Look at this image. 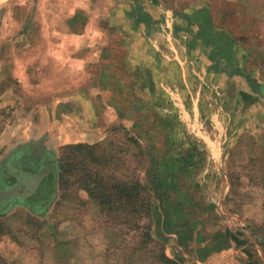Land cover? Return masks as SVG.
Wrapping results in <instances>:
<instances>
[{
	"label": "rangeland",
	"instance_id": "obj_1",
	"mask_svg": "<svg viewBox=\"0 0 264 264\" xmlns=\"http://www.w3.org/2000/svg\"><path fill=\"white\" fill-rule=\"evenodd\" d=\"M160 1L183 22L201 21L199 7L208 8L213 24L233 40L235 67L251 78L255 92H238L242 77L215 76L208 91L202 92L196 79L195 92L166 95L159 84H165L164 76L149 70L153 88L146 93L139 85L133 93L151 104L147 112H131L122 90L116 110L137 122L116 118L98 143L128 180L145 159L137 155L138 146L144 148L148 164L141 179L149 186L152 207L140 222L157 243L130 227L131 214L103 213L99 200L75 180L80 171L61 184L59 145L57 153L52 147L55 179L45 199L33 191L0 203V264H165L162 251L181 264H264V0ZM34 2L0 0V59L7 44L32 24ZM182 26L184 43L198 40L197 25ZM140 70L132 80L143 78ZM187 95L202 106L191 111L183 102ZM111 96L116 100L107 94L109 103ZM5 159L0 150V192L29 191L34 175L3 171ZM84 159L83 166L90 165V157Z\"/></svg>",
	"mask_w": 264,
	"mask_h": 264
},
{
	"label": "crops",
	"instance_id": "obj_2",
	"mask_svg": "<svg viewBox=\"0 0 264 264\" xmlns=\"http://www.w3.org/2000/svg\"><path fill=\"white\" fill-rule=\"evenodd\" d=\"M199 8L201 21L183 22L160 0H35L32 24L0 59V150L8 166L3 171L34 175L29 191L10 196L51 191L59 145L99 142L116 118L137 122L115 105H122L119 95L126 91L131 112H147L151 104L133 95L139 85L146 93L153 88L149 70L164 76L159 84L166 95L195 92L196 79L208 91L215 76L242 77L238 92L254 93L251 78L235 67L233 40L207 19L208 8ZM183 24L201 29L197 41H182ZM138 70L143 78L132 80ZM107 94L116 100L107 102ZM188 97L183 102L191 111L202 106Z\"/></svg>",
	"mask_w": 264,
	"mask_h": 264
},
{
	"label": "trees",
	"instance_id": "obj_3",
	"mask_svg": "<svg viewBox=\"0 0 264 264\" xmlns=\"http://www.w3.org/2000/svg\"><path fill=\"white\" fill-rule=\"evenodd\" d=\"M209 18V14H207V19L209 20ZM258 85L257 88L262 84ZM125 138L135 143L136 146L140 145L137 138L132 135ZM143 150L144 148L138 146L137 155L145 159L142 165L139 166V170L137 168V171H131L132 179L128 180L120 167L113 169V166L110 165L112 159L110 157L106 158V150L98 142L78 141L63 144L58 156L59 182L69 184V180L66 178L67 175L76 170L80 171L79 175L81 176L78 175L79 177L75 180L85 188L89 195L99 200L103 213L110 215L112 212L121 211L131 214L130 227L145 240H148L146 242L154 241L157 243V240L151 235L149 226H145L140 222L143 217L151 212L152 207L149 186L141 179L142 173L148 164V158H146ZM87 156L90 157V165L83 166L84 158ZM39 197L45 199L46 195L43 197V193L42 195L39 193ZM229 237L235 241L238 239L232 234ZM160 256L165 264H181L164 251Z\"/></svg>",
	"mask_w": 264,
	"mask_h": 264
},
{
	"label": "water",
	"instance_id": "obj_4",
	"mask_svg": "<svg viewBox=\"0 0 264 264\" xmlns=\"http://www.w3.org/2000/svg\"><path fill=\"white\" fill-rule=\"evenodd\" d=\"M16 194L17 193V191L16 190H7V191H2V192H0V200L2 199V198H4V197H9L11 194Z\"/></svg>",
	"mask_w": 264,
	"mask_h": 264
},
{
	"label": "flooded vegetation",
	"instance_id": "obj_5",
	"mask_svg": "<svg viewBox=\"0 0 264 264\" xmlns=\"http://www.w3.org/2000/svg\"><path fill=\"white\" fill-rule=\"evenodd\" d=\"M48 188V187H47ZM35 192V194H37V191L35 190L34 191ZM39 197V196H38ZM6 198L4 197V198H2L1 200H0V203L2 202V201H4Z\"/></svg>",
	"mask_w": 264,
	"mask_h": 264
}]
</instances>
